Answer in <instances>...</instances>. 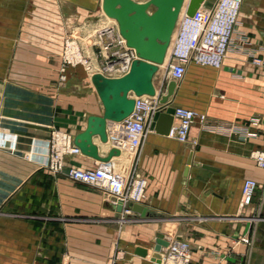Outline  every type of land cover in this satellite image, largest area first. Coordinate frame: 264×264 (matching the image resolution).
<instances>
[{"label":"crops","instance_id":"0c3cea01","mask_svg":"<svg viewBox=\"0 0 264 264\" xmlns=\"http://www.w3.org/2000/svg\"><path fill=\"white\" fill-rule=\"evenodd\" d=\"M97 5L0 0V264H157L135 247L152 246L164 226L173 232L165 238L189 243V264H264V169L251 157L264 144V64L250 61L264 62V0H241L219 68L189 62L177 81L172 104L206 116L193 121L187 141L147 128L134 158V172L146 180V216L124 215L110 196L44 168L53 128L74 136L87 115L103 110L80 68L70 69L78 78L69 77L65 87L55 83L66 30L89 31L106 21ZM166 69L167 59L156 83L153 78L161 94L170 80ZM225 124L233 131L217 129ZM93 142L100 155L111 148L98 136ZM97 161L66 158L83 168ZM126 161L130 166L132 157ZM248 178L259 186L252 203L241 207ZM239 238L250 245L235 243Z\"/></svg>","mask_w":264,"mask_h":264},{"label":"built area","instance_id":"2783aa9c","mask_svg":"<svg viewBox=\"0 0 264 264\" xmlns=\"http://www.w3.org/2000/svg\"><path fill=\"white\" fill-rule=\"evenodd\" d=\"M241 0H215L211 7L200 6L192 15L181 11L173 44L167 56V76L176 82L180 80L189 62L219 68L232 42ZM74 28L65 32L61 53L62 68L60 79L65 80L64 68L81 64L93 73L106 77H119L130 69L131 62L137 58L134 48L127 46L119 33L116 22L101 25L91 34L78 35ZM83 45L90 48L84 53ZM250 61L256 66L264 64L262 58L252 56ZM95 62V64L93 63ZM97 68V69H96ZM96 69L95 71H92ZM161 93L155 87L154 95H132L134 107L131 113L118 122H112L107 141L120 152L125 151L132 157L126 174L115 170L108 161H97L90 168L75 167L66 164L68 156L82 154L73 142V135L62 129L53 128L46 142V162L44 168L53 176H64L72 182L96 189L107 196H114L122 205V213L131 212V203H142L145 197L146 180L134 172V158L146 135V122L156 110L164 109L160 103ZM173 119L176 121L167 134L168 137L186 142L190 126L194 120L203 123L205 114L192 109L175 106ZM259 118H252L255 124ZM218 130L233 131L231 125H221ZM257 166L264 169V144L251 153ZM259 184L256 180L245 179L241 187L240 206L250 205ZM264 187V181L262 183ZM235 243L250 245L249 240L239 238ZM191 249L189 243L180 236L170 239L164 248L159 264H189Z\"/></svg>","mask_w":264,"mask_h":264},{"label":"water","instance_id":"95a60500","mask_svg":"<svg viewBox=\"0 0 264 264\" xmlns=\"http://www.w3.org/2000/svg\"><path fill=\"white\" fill-rule=\"evenodd\" d=\"M102 0L103 13L115 19L119 33L129 47L135 49L137 58L131 62L127 73L119 77H106L100 73L90 76L91 83L102 104L100 115L89 114L86 117L85 128L73 137L74 144L81 153L98 161H108L121 154L114 147L107 154L100 155L93 137L98 136L100 142H107L106 125L108 122H118L128 116L134 107L132 95H154L153 76L158 66L164 62L166 51L170 46L172 33L175 29L181 11L192 15L200 6L211 7L215 0ZM177 82L169 80L166 91L160 96L164 109L156 110L146 125L155 132L167 135L173 123L174 105L170 100L175 94ZM190 163V160L188 161ZM203 167L209 168L206 165ZM188 171V169H186ZM111 200L116 201L114 196ZM117 211L122 205L116 202ZM130 210L146 216L147 208L141 203H131ZM164 232L173 235L172 230L164 226L158 232L150 247L136 246L135 253L140 256L150 255V260L160 263L164 248L170 240L164 237Z\"/></svg>","mask_w":264,"mask_h":264},{"label":"rangeland","instance_id":"374dc122","mask_svg":"<svg viewBox=\"0 0 264 264\" xmlns=\"http://www.w3.org/2000/svg\"><path fill=\"white\" fill-rule=\"evenodd\" d=\"M97 1V6H98V9L100 10V14H101V17H103L106 21L103 23V25H105V24H111V23H114V22H112V21H108V19L106 18V16H105V14L103 13V11H102V9H101V6H100V0H96ZM136 1H139V2H142V1H145V0H136ZM98 27H100V26H98ZM98 27H96V28H98ZM84 28V29H83ZM86 27L84 26H80V28L78 27L76 30H75V33L76 34H78V33H85L86 35H88V34H91V32H93L96 28H94L93 30H87V29H85ZM85 31V32H84ZM174 36H175V30H174V34H173ZM64 37H65V34H64V36H63V44H64ZM171 46L172 45H170L169 46V50H170V48H171ZM81 47L83 48V52L84 53H90L91 51H90V48H89V50H88V48H86L84 45H83V42H81ZM62 49H63V46H62ZM61 53H62V51H61ZM63 66H62V64H61V54H60V61H59V64H58V69H57V76H56V81H55V83H56V87H65L66 86V84H67V82H68V78L70 77V78H73V80H74V77H76V78H78V76L77 75H74V74H72V72H70V69L72 68V69H74V70H76L75 68H80L81 70H82V72H83V74L84 75H86V77L89 79V71L88 70H86L85 69V67L83 66V65H81V64H77V65H75V66H67L66 68H64V74L66 75V79L65 80H61L60 79V73H61V68H62ZM158 71L154 74V76H153V78H154V82L156 83L157 81H158ZM127 155L128 156H130V154H128L127 153ZM121 163V164H120ZM118 162L116 165H115V170H117V171H120V172H122L123 174H126V172H127V170H128V168H129V161L127 162V161H124V162Z\"/></svg>","mask_w":264,"mask_h":264},{"label":"bare ground","instance_id":"6f19581e","mask_svg":"<svg viewBox=\"0 0 264 264\" xmlns=\"http://www.w3.org/2000/svg\"><path fill=\"white\" fill-rule=\"evenodd\" d=\"M101 2H102V0H100V4H101ZM106 16V15H105ZM106 18L108 19V21H112V22H116L115 21V19H113V18H110V17H108V16H106ZM117 24V23H116ZM93 29V28H92ZM173 34H174V31H173V33H172V36H173ZM173 44V43H172ZM168 53H169V47H168V49H167V51H166V55H165V59H164V62L166 61V59H167V56H168ZM163 62V63H164ZM94 64H95V62H93ZM162 63V64H163ZM97 69V68H96ZM96 69H93L92 71H95ZM91 81V80H90ZM124 154H123V152H122V154H121V157L120 158H118L117 157V159L116 158H114V159H112V161H111V163L115 166L120 160H121V158H123L122 160H130V157H131V155L130 156H128L127 155V157L126 156H124ZM123 162V161H122ZM121 164V163H120Z\"/></svg>","mask_w":264,"mask_h":264}]
</instances>
